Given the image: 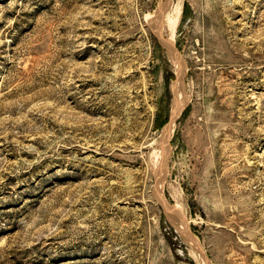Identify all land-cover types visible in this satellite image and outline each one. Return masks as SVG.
I'll return each mask as SVG.
<instances>
[{"label": "rangeland", "instance_id": "obj_1", "mask_svg": "<svg viewBox=\"0 0 264 264\" xmlns=\"http://www.w3.org/2000/svg\"><path fill=\"white\" fill-rule=\"evenodd\" d=\"M0 264H264V0H0Z\"/></svg>", "mask_w": 264, "mask_h": 264}, {"label": "bare ground", "instance_id": "obj_2", "mask_svg": "<svg viewBox=\"0 0 264 264\" xmlns=\"http://www.w3.org/2000/svg\"><path fill=\"white\" fill-rule=\"evenodd\" d=\"M153 16H155V15H153ZM172 89H173V94H174V101H176V99L177 98H179L180 97V99H181V97L184 95L183 93L184 92H182L183 90H181L180 88V90L178 89V88H176L175 87V85H173L172 84ZM173 102V101H172ZM177 104V103H176ZM175 104V102L172 104V106H171V113H170V120H169V122L163 127V129H162V143H165V141H166V139L169 137V135H170V131H171V128H172V122H173V120H174V117L179 113V111H180V108H181V105L182 104H180V106H178V105H176ZM161 144V143H160ZM166 144V143H165ZM162 150V149H161ZM160 154H161V152H160ZM163 154V153H162ZM170 212V211H169Z\"/></svg>", "mask_w": 264, "mask_h": 264}]
</instances>
